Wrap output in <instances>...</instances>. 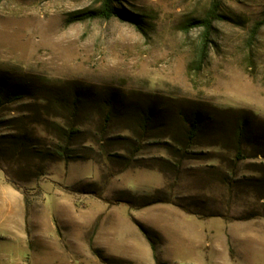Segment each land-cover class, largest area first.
I'll list each match as a JSON object with an SVG mask.
<instances>
[{
  "label": "rangeland",
  "instance_id": "obj_1",
  "mask_svg": "<svg viewBox=\"0 0 264 264\" xmlns=\"http://www.w3.org/2000/svg\"><path fill=\"white\" fill-rule=\"evenodd\" d=\"M112 2L131 19L92 17L102 0H0V82L37 94L0 134L51 156L68 117L79 130L38 179V157L0 159V264H264V0ZM75 95L74 116L55 104Z\"/></svg>",
  "mask_w": 264,
  "mask_h": 264
},
{
  "label": "trees",
  "instance_id": "obj_2",
  "mask_svg": "<svg viewBox=\"0 0 264 264\" xmlns=\"http://www.w3.org/2000/svg\"><path fill=\"white\" fill-rule=\"evenodd\" d=\"M218 5L213 7L211 11V16L205 20H195L194 25L202 24L208 29L211 26L212 19L215 17L217 13ZM116 16L127 17L131 19L130 16H126L118 9H116L113 5L112 0H102V6L94 13H92V17L104 18V19H111ZM207 59V44H205L204 48H202L199 58L197 60L198 69L201 70L206 62ZM36 90L32 85L29 84H18V85H9L4 81L0 82V125L2 122L1 114L5 111L7 105L19 101L21 99H33L36 98ZM44 101L50 102V98L46 97L43 99ZM110 102H108L109 104ZM62 111H64L69 116H74L78 105H79V98L78 96H73L71 100L68 101H59L55 103ZM47 106L46 109H48ZM152 116V112L146 113L143 115L144 123L147 124ZM59 117V116H58ZM54 118V117H53ZM184 123V134L183 139L185 142L183 143L184 149L188 151L192 145H194L198 133L201 128V119L198 115H193L191 117H183ZM76 125L74 124L73 118L68 117L66 120V128L61 129L59 133V141L61 145L54 146L55 150L53 153L49 154L51 156H45V154L40 153L34 146H32L26 137L24 136H15V135H2L0 134V159L12 167L17 164L21 167V160L24 157H38L40 161V165L36 167L35 178L38 179L44 176V162L46 161L47 157H58V158H67L68 153L71 151V140L72 137L78 133ZM247 133V121L241 120L237 123L233 130L234 134V146L237 150L238 156L241 157L242 154V147L244 143V139ZM1 166V165H0ZM8 167V166H7ZM2 168V166H1ZM3 169V168H2ZM4 173L6 175L7 181L13 185H17V182H22L23 178H17L13 175L12 169L8 167L7 170L4 169ZM23 177V176H22ZM110 176H104L103 178V187H106L109 183ZM26 181V180H24ZM257 182L256 185L261 191L262 199L264 200V178L254 180ZM141 201H148L147 204H141L140 207H145L149 205H154L159 203L156 199H148L142 198ZM257 217H263L261 214L256 212H250L245 217L246 220H251Z\"/></svg>",
  "mask_w": 264,
  "mask_h": 264
},
{
  "label": "crops",
  "instance_id": "obj_3",
  "mask_svg": "<svg viewBox=\"0 0 264 264\" xmlns=\"http://www.w3.org/2000/svg\"><path fill=\"white\" fill-rule=\"evenodd\" d=\"M11 189H13V188H11V187L9 188V186H7V187L5 188V190H7L8 192H10ZM4 211H5V210H4ZM4 211H1V212H4ZM1 212H0V213H1Z\"/></svg>",
  "mask_w": 264,
  "mask_h": 264
}]
</instances>
